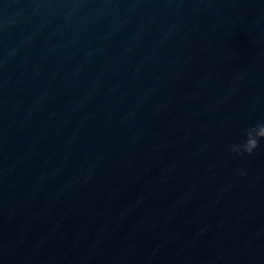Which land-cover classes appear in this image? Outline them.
Masks as SVG:
<instances>
[{
	"label": "water",
	"instance_id": "obj_1",
	"mask_svg": "<svg viewBox=\"0 0 264 264\" xmlns=\"http://www.w3.org/2000/svg\"><path fill=\"white\" fill-rule=\"evenodd\" d=\"M264 0H0V264H264Z\"/></svg>",
	"mask_w": 264,
	"mask_h": 264
},
{
	"label": "clouds",
	"instance_id": "obj_2",
	"mask_svg": "<svg viewBox=\"0 0 264 264\" xmlns=\"http://www.w3.org/2000/svg\"><path fill=\"white\" fill-rule=\"evenodd\" d=\"M261 141H264V122L244 129L241 141L231 145L230 151L237 155H251L260 146Z\"/></svg>",
	"mask_w": 264,
	"mask_h": 264
}]
</instances>
